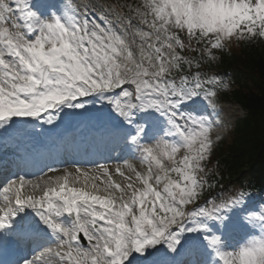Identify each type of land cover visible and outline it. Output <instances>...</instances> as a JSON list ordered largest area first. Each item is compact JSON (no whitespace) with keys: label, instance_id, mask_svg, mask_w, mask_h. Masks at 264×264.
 Here are the masks:
<instances>
[{"label":"snow or ice","instance_id":"1","mask_svg":"<svg viewBox=\"0 0 264 264\" xmlns=\"http://www.w3.org/2000/svg\"><path fill=\"white\" fill-rule=\"evenodd\" d=\"M55 7L0 0V146L75 116L109 156L35 180L4 162L0 264H264V198L204 195L221 82L198 71L233 37L264 39V0H144L122 31Z\"/></svg>","mask_w":264,"mask_h":264},{"label":"trees","instance_id":"2","mask_svg":"<svg viewBox=\"0 0 264 264\" xmlns=\"http://www.w3.org/2000/svg\"><path fill=\"white\" fill-rule=\"evenodd\" d=\"M223 69L241 65L245 80L261 87L255 93H237L235 100L248 110L247 120L236 128L231 145L217 155L212 181L240 177L248 186L264 184V39L242 44L240 55L220 61ZM248 164V165H247ZM245 169V170H243ZM223 183V182H222ZM221 184L216 185L217 187Z\"/></svg>","mask_w":264,"mask_h":264},{"label":"rangeland","instance_id":"3","mask_svg":"<svg viewBox=\"0 0 264 264\" xmlns=\"http://www.w3.org/2000/svg\"><path fill=\"white\" fill-rule=\"evenodd\" d=\"M226 116V122H230L232 119L231 117V114H225ZM236 118V117H235ZM230 129L231 127L229 126V124L227 126H225V128L223 127L222 129H220L219 131H212L211 135H212V138L215 140V142L217 140H219L220 138H228L229 135H230ZM216 135V136H215Z\"/></svg>","mask_w":264,"mask_h":264}]
</instances>
